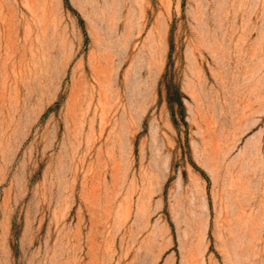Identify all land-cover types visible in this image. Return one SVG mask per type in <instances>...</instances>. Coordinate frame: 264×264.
Returning a JSON list of instances; mask_svg holds the SVG:
<instances>
[{
  "label": "rangeland",
  "instance_id": "rangeland-1",
  "mask_svg": "<svg viewBox=\"0 0 264 264\" xmlns=\"http://www.w3.org/2000/svg\"><path fill=\"white\" fill-rule=\"evenodd\" d=\"M0 264H264V0H0Z\"/></svg>",
  "mask_w": 264,
  "mask_h": 264
},
{
  "label": "trees",
  "instance_id": "trees-1",
  "mask_svg": "<svg viewBox=\"0 0 264 264\" xmlns=\"http://www.w3.org/2000/svg\"><path fill=\"white\" fill-rule=\"evenodd\" d=\"M174 105H178L179 110L182 113L184 112V104H183L179 89L172 90L169 87V106L173 110V116H175L174 109H173Z\"/></svg>",
  "mask_w": 264,
  "mask_h": 264
}]
</instances>
